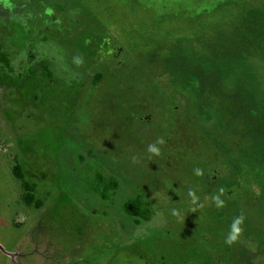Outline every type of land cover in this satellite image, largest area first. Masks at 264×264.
Here are the masks:
<instances>
[{"label":"rangeland","instance_id":"rangeland-1","mask_svg":"<svg viewBox=\"0 0 264 264\" xmlns=\"http://www.w3.org/2000/svg\"><path fill=\"white\" fill-rule=\"evenodd\" d=\"M260 209L264 0H0V264H264Z\"/></svg>","mask_w":264,"mask_h":264},{"label":"trees","instance_id":"trees-1","mask_svg":"<svg viewBox=\"0 0 264 264\" xmlns=\"http://www.w3.org/2000/svg\"><path fill=\"white\" fill-rule=\"evenodd\" d=\"M13 175L15 178L21 181V183L26 186V188L30 189V192L26 193L24 195V201L27 203V205H31L34 202V195H33V189L32 186L25 180L21 166L19 164H16L12 169ZM116 184L114 181L109 182V188L115 187ZM108 188V185H107ZM106 188L101 193L106 196ZM124 212L128 214L129 216L134 218V222L136 224L140 223L141 220L148 221L150 219V210L148 207L145 206L143 200L140 196H135L133 198L128 199L124 203ZM261 210V209H260ZM249 216L258 221L260 224L264 223V211H257L255 213H249Z\"/></svg>","mask_w":264,"mask_h":264},{"label":"clouds","instance_id":"clouds-1","mask_svg":"<svg viewBox=\"0 0 264 264\" xmlns=\"http://www.w3.org/2000/svg\"><path fill=\"white\" fill-rule=\"evenodd\" d=\"M157 143L162 144L163 140H159V141H157ZM148 150L152 153L159 155V149L155 145H150ZM196 174L201 175L202 173L199 169H197ZM190 195H194V194L190 193ZM214 199H215V202H216L218 207L223 206L224 202L222 200H220L219 197H215ZM243 219H244L243 216H239L233 220L232 225H231V230H230L228 237H227V242L230 243L232 241H235L238 238L239 234L242 231L241 225L243 223Z\"/></svg>","mask_w":264,"mask_h":264},{"label":"flooded vegetation","instance_id":"flooded-vegetation-1","mask_svg":"<svg viewBox=\"0 0 264 264\" xmlns=\"http://www.w3.org/2000/svg\"><path fill=\"white\" fill-rule=\"evenodd\" d=\"M49 10V9H48ZM44 12L46 11V10H43ZM44 22V21H43ZM43 22H40V24H43ZM42 29L44 30V27H42ZM133 221H134V218H133ZM135 223V222H134ZM136 224V223H135ZM139 224V223H138Z\"/></svg>","mask_w":264,"mask_h":264}]
</instances>
